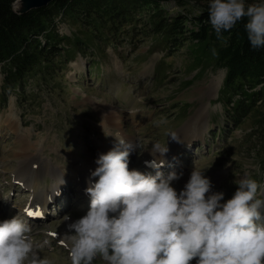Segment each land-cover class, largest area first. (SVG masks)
<instances>
[{
	"label": "rangeland",
	"instance_id": "rangeland-1",
	"mask_svg": "<svg viewBox=\"0 0 264 264\" xmlns=\"http://www.w3.org/2000/svg\"><path fill=\"white\" fill-rule=\"evenodd\" d=\"M197 1L181 0L192 5ZM176 2L171 0L169 9L177 7ZM14 6L17 12L24 8ZM86 28L63 22L61 16L56 19L58 34L70 36L71 45L61 46V68L47 80L30 79L22 88H6L2 93L0 64V98L6 97L0 102V222L16 215L28 220L37 240L51 241L42 255L55 264H71L62 236L90 204L87 187L76 172L82 167L89 174L94 171L98 154L111 150L115 137H129L139 145L129 158L130 169L151 175L161 171L165 176L182 172V178L173 182L178 192L194 167L204 170L212 191L223 192L225 201L245 173L264 182V116L253 112L241 124L231 119L218 98L226 68L208 62L197 65L188 51L190 45L173 47L179 51L171 52L156 37L125 38L120 33V40L110 42L107 35L90 38ZM77 39L91 41L89 50L83 52ZM67 48L74 53L68 56ZM212 83L216 84L213 91ZM115 111L118 122L112 118ZM9 122L17 123V133ZM171 133L181 142L169 137ZM157 142L167 145L168 151L173 148V153H166L165 159L154 155L152 145ZM40 156L48 173L38 179V189L46 202L34 204L33 211L28 205L37 193L18 175L21 166L34 167L32 160ZM69 214L70 220L65 221Z\"/></svg>",
	"mask_w": 264,
	"mask_h": 264
},
{
	"label": "clouds",
	"instance_id": "clouds-1",
	"mask_svg": "<svg viewBox=\"0 0 264 264\" xmlns=\"http://www.w3.org/2000/svg\"><path fill=\"white\" fill-rule=\"evenodd\" d=\"M208 12L218 39L246 19L251 47H264V0H210ZM169 137L181 142L175 133ZM115 140L94 161L87 212L62 236L71 264H264V182L245 173L225 201L204 170L194 167L178 192L173 182L182 172L130 169L138 143ZM167 152V145H152L153 154ZM35 236L33 225L17 215L0 222V264H55L42 255L51 241Z\"/></svg>",
	"mask_w": 264,
	"mask_h": 264
},
{
	"label": "trees",
	"instance_id": "trees-1",
	"mask_svg": "<svg viewBox=\"0 0 264 264\" xmlns=\"http://www.w3.org/2000/svg\"><path fill=\"white\" fill-rule=\"evenodd\" d=\"M16 1L0 0L2 93L6 88H22L30 79L47 80L60 70L64 59L61 46L66 42L71 45L70 36H61L56 29V19L61 16L63 22L86 26L90 38L107 35L110 42H115L120 33L125 38L141 34L167 43L171 52L179 51L173 47L190 45L188 51L197 65L208 62L226 68L218 98L236 124L253 112L264 116V47H251L244 28L246 19L222 32L218 39L209 21L210 0H198L193 5L178 0L177 7L171 9V0H52L22 14L14 9ZM141 22L144 28L140 30ZM76 42L77 46L83 43L80 39ZM90 46L91 41L84 42L83 52ZM66 53L72 55L74 50L67 48ZM5 98L2 96L0 102Z\"/></svg>",
	"mask_w": 264,
	"mask_h": 264
},
{
	"label": "bare ground",
	"instance_id": "bare-ground-1",
	"mask_svg": "<svg viewBox=\"0 0 264 264\" xmlns=\"http://www.w3.org/2000/svg\"><path fill=\"white\" fill-rule=\"evenodd\" d=\"M19 4V6L20 7H25V5H26V0H19V2H18ZM214 89H216V84H213L212 83V85H211V91H213ZM117 111H115V112H113V116H112V118H113V120L115 121V122H118V118H117V116H115V115H117ZM112 120V121H113ZM9 128H11L14 132H16L17 133V131H18V128H17V123H14V122H9ZM119 128H121V127H119ZM202 128V127H201ZM178 136H181V134L180 135H178ZM182 137H187V136H185L184 134L182 135ZM188 138H190V137H188ZM125 139L127 140V139H130L129 137H125ZM193 139V138H192ZM186 140V139H185ZM188 140V142H190L191 140H189V139H187ZM175 144V143H174ZM182 146V145H181ZM29 148V146H26L24 149H23V151H25L26 149H28ZM173 151H174V149L173 148H171V150H169L167 153L168 154H172L173 153ZM24 155H25V153H24ZM154 155H156V156H158V157H162L163 159H165L166 158V154L165 155H163V156H161L159 153H157V154H154ZM146 157H148V156H146ZM29 159H30V156H29ZM148 159V162L149 161H152V157L151 158H147ZM33 162H34V164H37V165H34V167H32V165L29 167V166H27V167H20L19 169V175H18V178L21 180V181H24L29 187H34V189H33V191L34 192H36L37 194H35L34 195V197H33V200L35 201V203H33V200L31 201V202H29V205H28V209H31V210H33V211H35L36 210V207L34 208V204H37L38 203V205H40V204H42V206H43V204L46 202V197H44V192H42V191H40L39 189H38V179L42 176V175H45L46 174V172L48 173V171H47V169H44V167H43V163H42V161H43V158L40 156L38 159H35V160H32ZM171 161V160H170ZM169 160H166V163L168 164V165H171L172 163L170 162ZM32 162V163H33ZM40 163V164H39ZM168 165H166V166H168ZM85 169V167H82V169H78L77 171L78 172H76V176L78 177H80V180L82 179V185H83V187H88V181H89V178H90V174L88 173V170L87 171H85L84 170ZM90 172V171H89ZM78 173V174H77ZM85 179V180H84ZM93 179V178H92ZM61 180H63V178H61ZM24 184V183H23ZM62 184H64V182H62ZM62 188V187H61ZM43 193V194H42ZM27 208V207H26ZM27 211V210H26Z\"/></svg>",
	"mask_w": 264,
	"mask_h": 264
},
{
	"label": "water",
	"instance_id": "water-1",
	"mask_svg": "<svg viewBox=\"0 0 264 264\" xmlns=\"http://www.w3.org/2000/svg\"><path fill=\"white\" fill-rule=\"evenodd\" d=\"M52 0H26V5H25V7L24 8H22L21 9V11H16L17 13H20V14H22V13H25V12H28V11H31V10H33L34 8H40V7H43V6H46V5H48L50 2H51ZM19 2V0H17L16 2H15V4L14 5H16V4H19L18 3ZM14 9H15V6H14Z\"/></svg>",
	"mask_w": 264,
	"mask_h": 264
},
{
	"label": "snow or ice",
	"instance_id": "snow-or-ice-1",
	"mask_svg": "<svg viewBox=\"0 0 264 264\" xmlns=\"http://www.w3.org/2000/svg\"><path fill=\"white\" fill-rule=\"evenodd\" d=\"M29 216L33 215V213H28Z\"/></svg>",
	"mask_w": 264,
	"mask_h": 264
}]
</instances>
